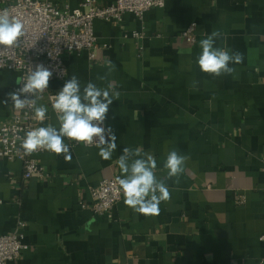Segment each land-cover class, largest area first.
<instances>
[{
	"label": "crops",
	"instance_id": "crops-1",
	"mask_svg": "<svg viewBox=\"0 0 264 264\" xmlns=\"http://www.w3.org/2000/svg\"><path fill=\"white\" fill-rule=\"evenodd\" d=\"M53 1L77 8L83 0ZM192 21L195 43L180 35ZM94 28L97 59L65 53L68 76L49 90L58 93L72 75L81 88L111 84L120 96L106 124L117 148L105 160L96 146L65 137L70 160L36 155L45 179H26L20 161L0 159V234L22 219L28 244L7 264H264V0H166L142 18L126 12L122 20L96 19ZM213 31L215 47L243 55L230 75L203 73L196 62L200 40ZM18 80L17 71L0 69V124L11 116L8 94ZM40 105L46 124L58 128L45 97ZM126 147L157 162L171 197L159 215L137 213L124 195L102 215L80 205L90 185L122 176L117 161ZM173 149L188 157L178 182L163 168Z\"/></svg>",
	"mask_w": 264,
	"mask_h": 264
},
{
	"label": "built area",
	"instance_id": "built-area-1",
	"mask_svg": "<svg viewBox=\"0 0 264 264\" xmlns=\"http://www.w3.org/2000/svg\"><path fill=\"white\" fill-rule=\"evenodd\" d=\"M165 4L166 0H112L108 5H100L97 0H83L79 7L71 8L68 4L61 6L53 0H0V12L7 10L10 16L24 23V34L15 46H0V69L19 73V80L11 93L22 87V82L31 68L34 69L37 64H43L52 71L49 82L66 79L68 69L63 59L65 53L77 55L86 53L90 60L95 61L98 48L94 28L96 19L122 20L126 12L142 18L149 9L163 7ZM197 25L196 21H192L180 35L192 43L197 42ZM131 35L142 37L140 32H133ZM55 95L56 92L50 91L48 86L42 94L37 93L35 99L37 102L39 97H45L52 108ZM10 103L11 116L0 124V159L20 161L26 179L32 177L45 179L47 173L36 155L46 150L38 149L28 153L22 142L28 131L48 126L47 117L41 122L36 119L33 109H16L11 99ZM103 126L108 127L106 120ZM69 141L73 146L84 145ZM117 177L115 175L104 178L97 185H90L88 187L90 200L81 199V207L89 208L97 215L112 211L123 198V193L116 183ZM25 226L26 222L18 219L12 232L0 234V264L18 259L28 248V244L24 242ZM261 239L264 240V235Z\"/></svg>",
	"mask_w": 264,
	"mask_h": 264
},
{
	"label": "clouds",
	"instance_id": "clouds-1",
	"mask_svg": "<svg viewBox=\"0 0 264 264\" xmlns=\"http://www.w3.org/2000/svg\"><path fill=\"white\" fill-rule=\"evenodd\" d=\"M24 23L10 16L7 10L0 12V46L13 47L24 34ZM220 33L213 31L206 38L201 39V52L197 56L199 69L206 74L220 76L235 72L230 64L243 62V55L239 52L230 53L227 49L215 47V41ZM109 71L114 65L109 62ZM52 71L43 64H37L22 82L18 91L9 93V97L16 109L29 108L34 110L37 120L43 122L48 111L44 105L37 106L36 95L43 93L49 86ZM104 80L106 77H99ZM24 98H21V96ZM120 93L112 88L98 87L89 81L81 88L76 75H72L63 87L56 93L53 110L57 113L59 127L48 125L28 131L22 146L28 152L45 149L57 155L64 154L66 160L71 159L69 146L64 138L82 143L85 146H95L99 155L109 160L117 148L116 136L111 127H104L106 114L114 100H119ZM7 103V101H4ZM188 157L173 149L166 155L163 168L167 170L165 179L176 178L184 172V165ZM118 167L122 176L116 178V183L124 195V203L139 214L145 216L159 215L161 202L170 200V191L165 180L156 175L157 162L150 154H142L140 149L124 148L118 158Z\"/></svg>",
	"mask_w": 264,
	"mask_h": 264
}]
</instances>
